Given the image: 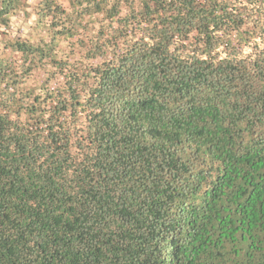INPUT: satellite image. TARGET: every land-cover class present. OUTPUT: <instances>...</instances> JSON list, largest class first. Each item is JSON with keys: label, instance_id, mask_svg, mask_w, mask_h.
<instances>
[{"label": "trees", "instance_id": "trees-1", "mask_svg": "<svg viewBox=\"0 0 264 264\" xmlns=\"http://www.w3.org/2000/svg\"><path fill=\"white\" fill-rule=\"evenodd\" d=\"M0 264H264V0H0Z\"/></svg>", "mask_w": 264, "mask_h": 264}]
</instances>
